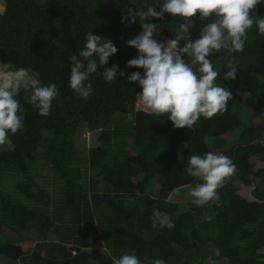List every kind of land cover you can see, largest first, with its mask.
<instances>
[{
	"label": "trees",
	"instance_id": "16d2710c",
	"mask_svg": "<svg viewBox=\"0 0 264 264\" xmlns=\"http://www.w3.org/2000/svg\"><path fill=\"white\" fill-rule=\"evenodd\" d=\"M163 2L4 0L0 62L24 67L59 91L51 114L41 116L22 90L16 98L24 127L0 146V255L10 264H114L124 254L141 264L144 257L165 264H207L209 257L215 264H264V167L254 165L264 164V35L254 25L243 52L209 57L219 73L216 83L233 99L223 114L201 117L192 130L176 129L167 115L146 113L139 83H128L125 72L144 75L127 66L139 53L126 44L143 29L139 17L131 23L122 16L129 6ZM252 15L264 17V2ZM151 22L160 26L158 42L173 39L183 23L168 13ZM208 22L196 20L193 40ZM90 32L118 51L105 66L97 58L93 94L85 100L70 87L69 58H80ZM226 59L238 61L235 79H224ZM114 64L117 80L109 84L103 71ZM81 129L88 132L86 150L76 146ZM208 152L230 157L235 175L219 190V206L198 207L173 190L200 182L184 168L192 155ZM90 171L97 172V182ZM154 209L169 214L175 228H153ZM2 228L24 241L8 242Z\"/></svg>",
	"mask_w": 264,
	"mask_h": 264
},
{
	"label": "clouds",
	"instance_id": "9594fccd",
	"mask_svg": "<svg viewBox=\"0 0 264 264\" xmlns=\"http://www.w3.org/2000/svg\"><path fill=\"white\" fill-rule=\"evenodd\" d=\"M262 2L264 0H164L160 6L148 5L139 9L129 6L128 15L122 16V22L135 23L139 17L143 30L126 41L139 53L137 58L127 62V66L144 69V75L133 72L127 79L128 83H139L142 89L138 94L139 104L146 113L167 115L174 128L192 130L201 117L211 119L227 111L228 101L233 96L228 88L216 83L219 73L214 70L209 57L221 50H226L229 55L243 52L248 31L254 25L258 34L264 35V17L252 15ZM165 13L181 18L183 23L173 39L158 42L156 36L160 26L151 20H163ZM197 19L210 22L193 40L190 29ZM181 41H184L183 45ZM117 51L111 41L88 33L84 49L79 52L82 59L76 55L69 58L72 65L69 78L71 89L82 99H89L93 94L90 77L97 72V58L99 65L105 66ZM185 56L187 60L183 58ZM225 66L229 70L224 79H235L238 61L226 59ZM117 68L115 64L110 68L104 67L103 77L107 83L117 80ZM119 75L123 77L125 72L121 70ZM22 90L27 94L28 103L38 109L41 116L51 114L52 103L59 95L55 84L42 85L28 69L16 68L11 62L0 64V146L11 143L9 133L16 134L24 127L18 114L22 109L16 98ZM184 171L200 181L188 192L191 203L198 207L219 206V190L234 175L235 164L224 154L208 152L203 156L192 155ZM173 191L179 193V189ZM212 218L208 215L203 217L205 221ZM151 219L153 228L174 229L176 226L169 214L158 209L153 210ZM216 255L219 256V251ZM114 264H141V260L136 255L124 254L114 259ZM144 264H165V261L144 257ZM207 264L215 262L209 257Z\"/></svg>",
	"mask_w": 264,
	"mask_h": 264
},
{
	"label": "rangeland",
	"instance_id": "374dc122",
	"mask_svg": "<svg viewBox=\"0 0 264 264\" xmlns=\"http://www.w3.org/2000/svg\"><path fill=\"white\" fill-rule=\"evenodd\" d=\"M3 2H4V0H0V13H2L4 11ZM0 64H2V63L0 62ZM125 72H126L127 76H130L133 72H139L140 74H142V72H140V71H132V70H129V69H125ZM236 143H237V139L233 138V140L231 142V145L233 146ZM76 146L85 148V150L88 147V132L86 130L81 129V131L77 135ZM214 153H216V152H214ZM254 165H255V169L264 167V164H261V163H255ZM96 175H97L96 171H90L89 172V177L91 178V181H96V182L98 181V178L96 177ZM234 175H235V173H234ZM233 184L237 185L238 181L234 180ZM190 190H191L190 188L189 189L184 188L182 190H179V193L177 195L181 198L182 201L188 200V198H189L188 192ZM2 233L4 234V238L10 243H15L16 244V243H21V242L24 241V237L23 236L17 234L16 232H14V231H12V230H10L8 228H2ZM51 238H52V236L49 235V239H51ZM34 239H40V237L39 236H34ZM88 242H89V240L86 243H88ZM81 243H82V241H81ZM100 250L104 251V248H103L102 245H100ZM0 264H10V261L0 255Z\"/></svg>",
	"mask_w": 264,
	"mask_h": 264
}]
</instances>
